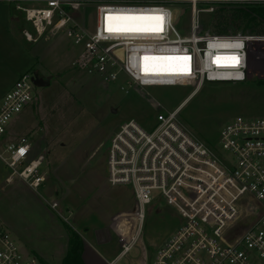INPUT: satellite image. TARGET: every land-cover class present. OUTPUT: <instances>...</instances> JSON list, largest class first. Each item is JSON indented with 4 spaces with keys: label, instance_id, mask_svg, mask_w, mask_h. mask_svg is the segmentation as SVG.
Instances as JSON below:
<instances>
[{
    "label": "built area",
    "instance_id": "obj_1",
    "mask_svg": "<svg viewBox=\"0 0 264 264\" xmlns=\"http://www.w3.org/2000/svg\"><path fill=\"white\" fill-rule=\"evenodd\" d=\"M1 1L16 4L22 13L30 27L22 31L27 43L57 38L68 25L75 50L69 67L96 74L103 84L120 81L122 76L127 88L192 89L175 110L157 113L151 129L131 119L110 139L107 184L130 188L135 205L131 214L115 220L120 251L110 264L138 247L148 208L160 201L175 210L181 224L154 251L152 261L145 258L144 264H264V118L229 119L219 131L220 151L199 140L179 119L183 104L206 83H246L249 45L264 43V36L202 32L200 18L211 25L224 6L243 10L264 5V0ZM176 4L189 5L186 34L174 26L171 7ZM88 6L93 7L94 25L84 31L83 22L73 14H82ZM125 16H162L163 21L148 18L145 33L106 29V24L116 23V17ZM157 27L162 30L154 31ZM233 56L239 58L238 64L233 65ZM148 59H166L177 69H156ZM32 75H20L0 96V162L7 170L5 183L18 179L37 193L45 182L44 156L31 157L33 142L28 136L5 141L10 119L33 99ZM121 90L127 93L124 87ZM152 192H159V197H152ZM48 205L57 207L55 202ZM0 264L42 263L23 255L0 224Z\"/></svg>",
    "mask_w": 264,
    "mask_h": 264
},
{
    "label": "rangeland",
    "instance_id": "obj_2",
    "mask_svg": "<svg viewBox=\"0 0 264 264\" xmlns=\"http://www.w3.org/2000/svg\"><path fill=\"white\" fill-rule=\"evenodd\" d=\"M15 5L0 2V96L24 73H36L42 78L52 76V79L47 87H34L32 101L10 119L5 141L28 136L33 142L31 157L37 159L43 155L45 158L42 172L46 175L43 187L35 193L18 179L5 183L7 170L0 162V224L23 255L35 256L43 264H61L71 236L84 245L83 262L107 264L120 250L119 240L108 230L106 212L110 208L115 210L112 214L117 209L134 208L130 188L107 184L110 139L121 124L131 119L151 129L157 113L175 110L192 89L127 88L122 76L120 81L103 84L96 74L67 68L75 53L70 41L60 35L35 44L27 43L22 31L30 27ZM224 8L219 11L224 15L215 18L211 25L205 17L200 18V30L215 31V26L221 28L230 21L233 25L228 26V33L254 35L249 28V6L243 10L235 6ZM171 12L176 16V30L180 34L188 33L189 5L176 4ZM93 13V7L88 6L82 14H73V18L83 22L84 31H91ZM146 23L147 20L120 19L112 28L147 31ZM260 28L264 29L260 26L256 29ZM248 55L246 83H206L180 109V121L210 148L220 151L219 131L229 119L264 118V43H251ZM161 69L177 68L166 63ZM121 87L127 90L126 94ZM152 197H159V192H152ZM48 202H55L57 207L51 209ZM180 224L181 219L173 208L163 201L153 203L147 211L141 246L114 264H137L144 258L141 252L151 262L154 251Z\"/></svg>",
    "mask_w": 264,
    "mask_h": 264
},
{
    "label": "trees",
    "instance_id": "obj_3",
    "mask_svg": "<svg viewBox=\"0 0 264 264\" xmlns=\"http://www.w3.org/2000/svg\"><path fill=\"white\" fill-rule=\"evenodd\" d=\"M249 28L250 31L257 36L264 35V29H256L257 26L264 27V6H249ZM224 14H216L214 18H221ZM228 20V19H225ZM232 22L228 21L224 23L223 27L215 26L214 33L216 34H227L229 27L232 26ZM229 26V27H228ZM227 27V29H226ZM71 235V234H70ZM81 243L77 241L76 238L70 237L67 243V250L61 264H83L81 259L82 254ZM43 264V263H42Z\"/></svg>",
    "mask_w": 264,
    "mask_h": 264
},
{
    "label": "crops",
    "instance_id": "obj_4",
    "mask_svg": "<svg viewBox=\"0 0 264 264\" xmlns=\"http://www.w3.org/2000/svg\"><path fill=\"white\" fill-rule=\"evenodd\" d=\"M149 61H154V62H152V64H154V65H156V67L158 66V69H160V70H162L161 69V65L162 64H160V63H163V64H166V63H168V62H166V59H160V60H156V59H148ZM147 63H145L144 65H146ZM149 64V63H148ZM69 67V65L67 64V68ZM147 69H148V66L146 67ZM145 71H146V69H145ZM106 177H107V175H106ZM134 203V202H133ZM135 206V205H134ZM135 208V207H134ZM134 208H133V210H134ZM133 210H131V211H123V210H116V212L114 213V214H112L113 213V211H115L114 209H112V208H110V209H108V211L106 212V208H105V212L108 214V216H109V224H108V230H109V232L111 233V234H113L114 235V237L116 238V236H115V231H114V223H115V220H118L119 218H121V217H124L125 215H129V214H131V212L133 211ZM69 215H71L70 214V212L68 213ZM139 246H141V245H139ZM138 246V247H139ZM83 247H84V245H83ZM83 247H82V249H83ZM137 247V248H138ZM144 247H142V250H144L143 249ZM93 250V249H92ZM119 250H120V246H119ZM98 256H100V254L98 253V252H96V251H94ZM141 254L143 255L144 254V258H142V259H140L138 262H137V264H144L145 263V258H146V254L145 253H143V252H141ZM117 256V254H115V255H113L112 256V258H111V260L110 261H106L107 262V264H110V262L112 261V260H114V258ZM84 260H83V257H82V262H83ZM83 264H86L85 262H83Z\"/></svg>",
    "mask_w": 264,
    "mask_h": 264
},
{
    "label": "snow or ice",
    "instance_id": "obj_5",
    "mask_svg": "<svg viewBox=\"0 0 264 264\" xmlns=\"http://www.w3.org/2000/svg\"><path fill=\"white\" fill-rule=\"evenodd\" d=\"M149 19H154L157 21H163V17L162 16H155V17H148ZM109 20L114 19V17H108ZM116 19H125V20H136V19H146V17H134V16H125V17H116ZM144 29H138V28H122V29H114L112 27L108 28L109 32L112 31H143ZM154 31H159L162 30L160 27H157L156 29H153ZM234 47H239L240 45H233ZM147 59V58H146ZM181 59H187L185 58H181ZM233 62V65L238 64L239 63V58L238 57H231L230 58Z\"/></svg>",
    "mask_w": 264,
    "mask_h": 264
},
{
    "label": "water",
    "instance_id": "obj_6",
    "mask_svg": "<svg viewBox=\"0 0 264 264\" xmlns=\"http://www.w3.org/2000/svg\"><path fill=\"white\" fill-rule=\"evenodd\" d=\"M52 76H46L45 78L40 77L38 74L34 73L31 77V82L36 88L47 87L50 84Z\"/></svg>",
    "mask_w": 264,
    "mask_h": 264
},
{
    "label": "bare ground",
    "instance_id": "obj_7",
    "mask_svg": "<svg viewBox=\"0 0 264 264\" xmlns=\"http://www.w3.org/2000/svg\"><path fill=\"white\" fill-rule=\"evenodd\" d=\"M136 17H145V16H136ZM120 19H117L116 20V23H118V21H119ZM138 20H142V21H148V18H146V19H137V21ZM67 26L68 25H65L64 27H63V30L60 32V35L62 34V36L64 37V38H66L67 40H69L70 41V43H71V40H70V32H69V30H68V28H67ZM113 27V26H112ZM107 30H108V28H106ZM116 32H118V33H120V34H123V33H128V32H120V31H116ZM132 33V32H131ZM138 33H145V31H143V32H138ZM66 35V36H65ZM72 44V43H71Z\"/></svg>",
    "mask_w": 264,
    "mask_h": 264
}]
</instances>
